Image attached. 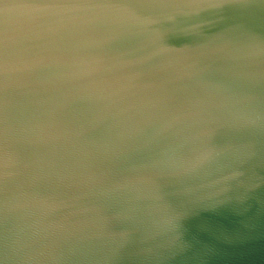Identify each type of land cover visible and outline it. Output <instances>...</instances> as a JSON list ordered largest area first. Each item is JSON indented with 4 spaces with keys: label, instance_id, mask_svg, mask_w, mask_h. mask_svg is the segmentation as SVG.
<instances>
[{
    "label": "water",
    "instance_id": "water-1",
    "mask_svg": "<svg viewBox=\"0 0 264 264\" xmlns=\"http://www.w3.org/2000/svg\"><path fill=\"white\" fill-rule=\"evenodd\" d=\"M0 264H264V0H0Z\"/></svg>",
    "mask_w": 264,
    "mask_h": 264
}]
</instances>
